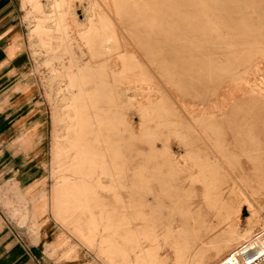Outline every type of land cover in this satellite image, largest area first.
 Here are the masks:
<instances>
[{"label": "rangeland", "instance_id": "obj_1", "mask_svg": "<svg viewBox=\"0 0 264 264\" xmlns=\"http://www.w3.org/2000/svg\"><path fill=\"white\" fill-rule=\"evenodd\" d=\"M11 2L14 245L46 264L263 253L264 0H62L55 24L45 0Z\"/></svg>", "mask_w": 264, "mask_h": 264}, {"label": "crops", "instance_id": "obj_2", "mask_svg": "<svg viewBox=\"0 0 264 264\" xmlns=\"http://www.w3.org/2000/svg\"><path fill=\"white\" fill-rule=\"evenodd\" d=\"M13 7L11 0H0V145L3 143L18 142L21 133L13 134L16 121L8 113L15 109L10 100L13 97L17 83V59L22 54L23 45L17 40L16 27L11 20ZM16 148V146H15ZM19 148V147H17ZM12 146L5 144L0 148V160L2 153L6 150L12 151ZM14 151V150H13ZM10 154V153H9ZM10 160L6 157V161ZM6 164V163H5ZM4 164V165H5ZM4 165H0V174L3 173ZM12 170V168H11ZM2 172V173H1ZM7 172V171H5ZM1 230V228H0ZM16 241L11 240L10 233L6 230L0 231V264H46L42 260L41 251L37 248L20 247L14 245Z\"/></svg>", "mask_w": 264, "mask_h": 264}, {"label": "bare ground", "instance_id": "obj_3", "mask_svg": "<svg viewBox=\"0 0 264 264\" xmlns=\"http://www.w3.org/2000/svg\"><path fill=\"white\" fill-rule=\"evenodd\" d=\"M24 2H30L31 0H23ZM25 5V4H24ZM63 6V2H62V0H45V8L47 9V11L49 12V13H52V15H47V17H46V21H48L49 23H54L55 24V22H56V20H55V18H56V16H55V13L57 12V9H59V8H61ZM28 7V6H27ZM67 7V6H66ZM90 6H88V8H89ZM29 8V7H28ZM31 8V7H30ZM87 7L86 8H84L83 9V12H84V14L86 15V16H88L89 15V9H88ZM27 9V8H26ZM75 9V8H74ZM77 9V8H76ZM28 10V9H27ZM67 10V9H66ZM66 10H65V12H66ZM80 10V9H79ZM28 12H29V10H28ZM90 13H91V9H90ZM26 15V14H25ZM77 15H78V13H77ZM24 17V16H23ZM74 20V19H73ZM77 20V19H76ZM25 21H26V24L27 25H29V18L28 17H25ZM77 21H79V20H77ZM87 21V20H86ZM51 23V24H52ZM32 24V23H31ZM79 24V23H78ZM26 25V26H27ZM76 27V26H75ZM32 28V27H31ZM32 47L34 46L35 48H37L38 46H37V44L35 43V44H33V45H31ZM102 46V45H101ZM70 47V46H69ZM81 48V47H80ZM32 51V50H31ZM39 51H41V50H39ZM104 51V50H103ZM34 52V51H33ZM44 52V51H43ZM73 53H74V51H73ZM79 53V52H78ZM84 53V52H83ZM76 57H77V55H76ZM69 59V58H68ZM56 61V60H55ZM74 61V60H73ZM54 62V61H53ZM53 72V71H52ZM59 72V71H58ZM55 74H56V70H55ZM60 74V73H59ZM64 75V74H63ZM66 75H68L67 73H66ZM69 76V75H68ZM57 77H58V74H57ZM63 77V76H62ZM52 79V78H51ZM63 94V93H62ZM63 97H64V95H63ZM70 97V96H69ZM61 98V97H60ZM69 100V99H68ZM58 101V100H57ZM59 102V101H58ZM66 102V101H65ZM227 102V101H226ZM68 103H70V102H68ZM61 104V103H60ZM53 105V104H52ZM62 106V105H61ZM60 106V107H61ZM73 106V105H72ZM68 108V107H67ZM70 108V107H69ZM68 108V109H69ZM69 111V110H68ZM71 114V113H70ZM72 115V114H71ZM61 117V116H60ZM63 117V116H62ZM55 120H57V123H59V121H60V118H59V115H57V114H55ZM64 121V120H63ZM76 121V120H75ZM61 123V122H60ZM106 178V177H105ZM100 182V181H99ZM226 217V216H225ZM256 240L258 241V242H260V243H262V244H264V231H261L260 233H258V235H257V237H256ZM263 248H264V245H263ZM264 252V251H263Z\"/></svg>", "mask_w": 264, "mask_h": 264}, {"label": "built area", "instance_id": "obj_4", "mask_svg": "<svg viewBox=\"0 0 264 264\" xmlns=\"http://www.w3.org/2000/svg\"><path fill=\"white\" fill-rule=\"evenodd\" d=\"M235 254V253H234ZM233 252L227 254L220 264H264V252L258 256L239 259Z\"/></svg>", "mask_w": 264, "mask_h": 264}]
</instances>
